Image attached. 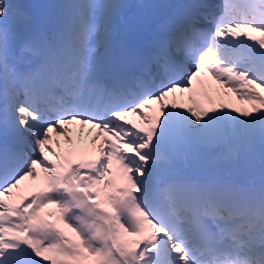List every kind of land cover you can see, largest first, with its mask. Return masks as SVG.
I'll use <instances>...</instances> for the list:
<instances>
[{
    "label": "snow or ice",
    "instance_id": "1",
    "mask_svg": "<svg viewBox=\"0 0 264 264\" xmlns=\"http://www.w3.org/2000/svg\"><path fill=\"white\" fill-rule=\"evenodd\" d=\"M0 264H264V0H0Z\"/></svg>",
    "mask_w": 264,
    "mask_h": 264
},
{
    "label": "bare ground",
    "instance_id": "2",
    "mask_svg": "<svg viewBox=\"0 0 264 264\" xmlns=\"http://www.w3.org/2000/svg\"><path fill=\"white\" fill-rule=\"evenodd\" d=\"M34 1L36 2L37 5H43L44 1L47 2V4H57V3H61L62 2V0H34ZM16 2L28 4L30 2L33 3V0H16ZM216 2H218V3H214V6H218L220 4V0H216ZM168 3H169V0H165V2L163 4H168ZM212 5H213V3H212ZM37 11H40V10L37 9ZM157 11H158V14H161V13H163L165 11V9H159ZM185 96H187V94H185Z\"/></svg>",
    "mask_w": 264,
    "mask_h": 264
},
{
    "label": "rangeland",
    "instance_id": "3",
    "mask_svg": "<svg viewBox=\"0 0 264 264\" xmlns=\"http://www.w3.org/2000/svg\"><path fill=\"white\" fill-rule=\"evenodd\" d=\"M34 5H37L36 2L33 0ZM44 4H47V2L44 1ZM219 87V86H217ZM224 102L230 103L233 106H246L245 103L239 99H237L236 95L234 93L228 92L227 94L223 95ZM137 122L138 119H136Z\"/></svg>",
    "mask_w": 264,
    "mask_h": 264
}]
</instances>
